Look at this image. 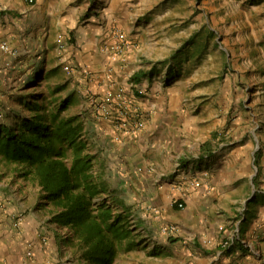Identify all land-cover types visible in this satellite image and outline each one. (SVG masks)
<instances>
[{"label": "rangeland", "instance_id": "rangeland-1", "mask_svg": "<svg viewBox=\"0 0 264 264\" xmlns=\"http://www.w3.org/2000/svg\"><path fill=\"white\" fill-rule=\"evenodd\" d=\"M44 2L47 24L57 37L43 49L36 48L26 54L19 51L10 66H0V120L9 123L15 112H25L23 101L31 96V103L38 96L40 103L54 109L65 100L66 108L61 116H79L86 151L104 190L96 200L120 213L131 230L128 240L118 246L112 264H215L220 260L213 258L217 249H228L226 244L231 247L237 242L264 257V237L251 239L230 228L223 232L225 224L212 205L217 198L206 207L205 215L197 208L199 227L195 222L189 235L182 237L177 223L168 219L167 207L150 204L155 190L151 181L146 186L144 181L128 174L121 189L114 187L116 191H108L109 186L100 181L105 162L99 159L102 157L97 154V146L90 140L93 138L103 143V147L112 148L105 144L107 139L119 140L121 136L137 134L144 127V119L150 118L148 108L165 107L168 121L162 134L167 143L164 147L173 160L181 152L201 153L205 155L203 161L216 160L228 147L242 146L247 141L250 151L259 155L262 168L264 0ZM87 34L90 37L85 39ZM95 52L100 53L102 60L88 61L89 53ZM22 56V62H18ZM138 71L147 74L133 83L131 76ZM103 102L108 104L106 115L99 112ZM134 104L137 107H131ZM136 108L142 124L135 128L121 126L122 116L128 120ZM99 122L111 125V137L95 128L89 135L87 124ZM209 164L204 163L203 167L207 169ZM198 167L202 168V164L197 170ZM169 168L171 172L167 170L165 175L177 174L173 161ZM258 168L259 165L251 167L250 173L257 175ZM21 170L20 165L0 158V218H8L9 230L14 232H18L15 228L24 227V220L26 234L43 242L44 226L49 229L50 224H55L63 248L59 262L68 261L66 255L71 251L75 264H85L68 240L71 236L68 229L52 221L53 207L41 198L37 182L24 178ZM115 173L109 174L111 181ZM203 178L204 185L209 186L206 193H210V178L205 175ZM170 205L185 208L178 207L174 198ZM207 220L210 226L203 229ZM168 225L176 231H164ZM31 247L25 250L24 258L32 263ZM199 247L211 255L204 257Z\"/></svg>", "mask_w": 264, "mask_h": 264}, {"label": "crops", "instance_id": "crops-1", "mask_svg": "<svg viewBox=\"0 0 264 264\" xmlns=\"http://www.w3.org/2000/svg\"><path fill=\"white\" fill-rule=\"evenodd\" d=\"M0 1H2L0 7V45L1 43H7L17 51L15 55H12L0 48V66H10L13 62L11 61L12 58L19 51L24 54L30 53L33 49H43L48 43L55 41L57 34L54 37L53 31L55 30L47 24L48 19L44 11L46 9L45 0H34V3L32 0V4L28 0ZM4 3L8 6H5ZM89 35H85V39H88ZM88 56V61L94 59V62L95 60L100 62L102 60L100 53L95 52L93 55L89 53ZM80 57L83 58V56ZM22 60L23 56L18 62H22ZM148 110L150 118L144 119L143 129L138 131L137 134L126 137L121 136L119 140L111 137L113 130L109 123L87 124L86 128L89 135L95 128L98 133L109 134L108 137H111L107 140L112 143H108V141L105 143L112 147L109 149L103 147V143H98L90 138L98 147H96L97 154L102 157L98 158L105 162L104 166L106 168L104 174L100 177V181L109 186L108 191H111L114 187L121 189L120 187L127 182L125 178L128 174L138 179V181H144L146 186L151 181V185L155 190L150 204L156 208L162 205L167 207L168 219L177 223L178 233L182 237L189 235L192 224H195V222L196 227H199L198 217L196 216V213L198 214L197 208H201L203 215H205L206 207L217 198V202L212 205L216 208L217 217L225 224H221L225 226L223 232L230 228L239 232L238 235L241 234L251 239L258 236L264 237V162L261 164V168L258 155L259 175L257 174V184H255L253 177L256 175L250 173V171L251 167L256 165V153L250 151L249 143L246 141L244 142L246 144L242 146L228 147V150L217 155L216 160L212 158L203 161L205 155L201 153L197 155L184 152L178 153L177 160H173V156L168 154L164 147L167 143L163 138L164 134H162L168 121L165 107H150ZM261 138L264 145V137L261 136ZM261 157L264 160V152ZM187 158L188 160L185 161ZM189 159L192 161L189 162ZM172 161L174 170L177 168L178 172L176 175L167 176L165 172L167 170L171 172L169 167H172ZM204 163H210L207 165V169L203 167ZM199 164H202V168L198 167L199 170H197ZM114 171L117 173H115V179L111 181L109 174L113 175ZM204 175L210 178L209 183H211L212 188L210 193H206L209 186L204 185ZM113 190L116 191V189ZM119 197H123V195ZM173 198L182 201L185 208H172L170 204ZM125 201L126 199L122 200L124 205L128 206ZM175 213L179 214L176 215ZM36 215L37 213H35V217ZM237 217L240 218L236 219ZM0 220L2 221L0 223V264H63L65 262L75 264V258L70 254L71 251L66 255V257H69L68 261L70 262L67 260L59 262V255H61L63 248L61 247L60 237L56 236L55 224H50L49 229L44 226L45 230L42 238L46 239L43 242L41 239L32 238L26 234L24 220L22 223L24 227L15 228L18 232L9 230L11 228L8 218L3 217ZM207 222L209 220L202 225L203 229H208L207 227L210 226L207 225ZM238 223L241 224L240 227H238ZM220 230L223 229L220 228ZM216 242L220 245V240ZM193 243L196 245L195 240H193ZM240 244L237 242L233 246H229V250L217 249L213 258L217 259L219 257L220 260L215 264H264V257L259 253L257 255L251 253L249 249L245 248V245ZM30 247L34 251L32 263L24 258L25 250ZM198 249L203 252L204 257L211 255L206 254L207 251L204 248L199 247Z\"/></svg>", "mask_w": 264, "mask_h": 264}, {"label": "trees", "instance_id": "trees-1", "mask_svg": "<svg viewBox=\"0 0 264 264\" xmlns=\"http://www.w3.org/2000/svg\"><path fill=\"white\" fill-rule=\"evenodd\" d=\"M146 74L135 72L131 81L138 83ZM31 98L23 101L26 111L15 112L11 122L0 120V158L20 165L22 176L37 182L41 198L53 207L52 221L68 229V240L85 264H112L131 230L120 213L96 200L104 190L86 151L82 120L61 116L65 100L54 109L38 96L33 103ZM253 182L257 184V175Z\"/></svg>", "mask_w": 264, "mask_h": 264}, {"label": "built area", "instance_id": "built-area-1", "mask_svg": "<svg viewBox=\"0 0 264 264\" xmlns=\"http://www.w3.org/2000/svg\"><path fill=\"white\" fill-rule=\"evenodd\" d=\"M32 0H28V2H31ZM0 48L2 49V51L6 52V53H9V54H12V55H15L16 54V50L11 48L7 43H1L0 45ZM99 107H101V109H99V112L103 115H106L108 114L107 112V107H108V104L107 102H103ZM131 107H137L135 104ZM128 111H124V114H127ZM138 109L136 108L135 110H132V113H130V116L128 117V120L122 116V121L120 122L121 126H127V127H130V128H135V126H140L142 124V121H141V116L138 118ZM176 205L180 208H182L184 206V203L180 200H174ZM164 231H167V232H170V233H173L174 231H176V228L172 225H168L166 227H164L163 229ZM227 242H225L226 244ZM225 247H229V244L225 245ZM252 250V249H251Z\"/></svg>", "mask_w": 264, "mask_h": 264}]
</instances>
